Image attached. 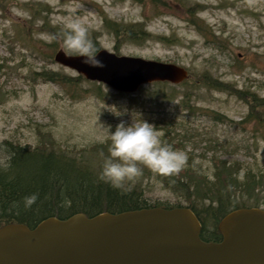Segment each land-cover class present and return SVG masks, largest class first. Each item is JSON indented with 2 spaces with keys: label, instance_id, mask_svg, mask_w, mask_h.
Returning a JSON list of instances; mask_svg holds the SVG:
<instances>
[{
  "label": "rangeland",
  "instance_id": "obj_1",
  "mask_svg": "<svg viewBox=\"0 0 264 264\" xmlns=\"http://www.w3.org/2000/svg\"><path fill=\"white\" fill-rule=\"evenodd\" d=\"M65 17L79 18L99 50L178 65L188 72L186 83H152L123 94L82 76L77 80L80 75L53 60L64 51L61 40H48L51 27L63 31ZM104 20L142 25L149 36L117 42ZM42 70L73 82L45 83L38 76ZM204 77L231 90L206 87L200 84ZM238 91L264 99V0H0V167L9 159L4 143H10L52 149L98 172L109 146L101 126L143 119L207 174L211 156L261 170L264 122L246 118L249 109ZM216 115L221 122L212 119ZM133 182L142 185L150 204L184 206L153 176Z\"/></svg>",
  "mask_w": 264,
  "mask_h": 264
},
{
  "label": "water",
  "instance_id": "obj_2",
  "mask_svg": "<svg viewBox=\"0 0 264 264\" xmlns=\"http://www.w3.org/2000/svg\"><path fill=\"white\" fill-rule=\"evenodd\" d=\"M102 69L82 65L59 50L56 64L117 93L133 94L152 83L179 85L188 79L175 64L98 54ZM221 241L200 239L201 225L185 207L148 208L64 220L49 217L33 229L0 228V264H264V210L241 208L217 225Z\"/></svg>",
  "mask_w": 264,
  "mask_h": 264
},
{
  "label": "trees",
  "instance_id": "obj_3",
  "mask_svg": "<svg viewBox=\"0 0 264 264\" xmlns=\"http://www.w3.org/2000/svg\"><path fill=\"white\" fill-rule=\"evenodd\" d=\"M158 2L160 0H150L154 5ZM138 27L141 29L135 31L134 28ZM104 29L112 33L117 42H134L140 39V34L149 36L142 30V25H120L104 20ZM197 29L204 33L198 25ZM49 32L59 34L54 27ZM93 41L99 48L97 42ZM38 76L45 83L68 85L73 82L53 71L42 70ZM209 80V77H204L200 84L222 92L231 90L225 83ZM236 96L248 106L247 119L257 124L264 122V111L258 109L264 107V99L242 91H238ZM212 119L221 122L218 115L212 116ZM162 143L171 146L173 140L171 143L166 135ZM4 146L9 159L5 167H0V228L8 224H22L33 229L49 217L64 220L78 213L90 218L100 213L185 207L192 211L201 225L200 239L206 243H217L221 241L217 225L224 216L241 208L264 207V201L260 200V195L264 197V169L255 170L248 163L237 160L211 156L208 160L210 174L191 154H188L184 167L169 176L154 174L145 168L140 178L155 177L162 189L181 199L184 204L166 207L150 204L138 182H125L123 189L111 187L99 179L100 169L98 172L91 171L85 160L66 159L52 149L46 151L37 147L29 150L10 143H4ZM32 193H37L38 199L25 209L22 198ZM208 223L213 224V229H207Z\"/></svg>",
  "mask_w": 264,
  "mask_h": 264
},
{
  "label": "clouds",
  "instance_id": "obj_4",
  "mask_svg": "<svg viewBox=\"0 0 264 264\" xmlns=\"http://www.w3.org/2000/svg\"><path fill=\"white\" fill-rule=\"evenodd\" d=\"M58 38L65 55L79 58V62L89 68H104L103 62L97 58L100 50L79 18L65 17L63 31L48 36L49 41ZM116 111L119 112L117 108ZM101 127L103 139L109 146L108 156L104 157L100 168L99 179L115 189H123L125 182H132L140 177L143 168L154 174L169 176L178 173L186 164V154L163 144V133L143 119L130 123L121 120L114 128L111 125ZM37 199V193L24 196L23 207L30 208Z\"/></svg>",
  "mask_w": 264,
  "mask_h": 264
}]
</instances>
